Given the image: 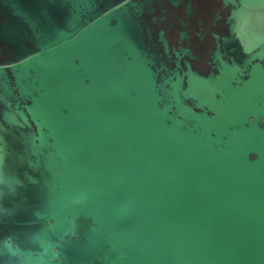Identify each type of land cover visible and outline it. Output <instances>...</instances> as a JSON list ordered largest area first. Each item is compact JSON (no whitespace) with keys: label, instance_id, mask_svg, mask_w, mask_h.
<instances>
[{"label":"water","instance_id":"obj_1","mask_svg":"<svg viewBox=\"0 0 264 264\" xmlns=\"http://www.w3.org/2000/svg\"><path fill=\"white\" fill-rule=\"evenodd\" d=\"M226 4L203 74L148 0H0V264H264V0Z\"/></svg>","mask_w":264,"mask_h":264},{"label":"flooded vegetation","instance_id":"obj_2","mask_svg":"<svg viewBox=\"0 0 264 264\" xmlns=\"http://www.w3.org/2000/svg\"><path fill=\"white\" fill-rule=\"evenodd\" d=\"M148 1L146 20L156 41L163 32L171 47L182 46L189 51L184 60L194 69L203 74L216 72L214 54L217 50L224 53L225 39L231 37L232 5L226 0Z\"/></svg>","mask_w":264,"mask_h":264},{"label":"bare ground","instance_id":"obj_3","mask_svg":"<svg viewBox=\"0 0 264 264\" xmlns=\"http://www.w3.org/2000/svg\"><path fill=\"white\" fill-rule=\"evenodd\" d=\"M241 24L246 45L250 47L264 35V6L250 7Z\"/></svg>","mask_w":264,"mask_h":264}]
</instances>
